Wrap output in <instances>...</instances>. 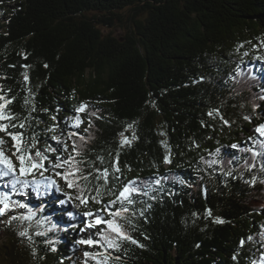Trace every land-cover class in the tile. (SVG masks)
<instances>
[{
    "label": "trees",
    "instance_id": "16d2710c",
    "mask_svg": "<svg viewBox=\"0 0 264 264\" xmlns=\"http://www.w3.org/2000/svg\"><path fill=\"white\" fill-rule=\"evenodd\" d=\"M0 96L11 123L24 122L8 127L20 146L72 153L76 174L68 188L45 173L53 187L34 171L39 194L0 179L27 206L3 216L0 263L85 264L89 251L87 264H264V136L254 131L264 123V0H0ZM132 185L152 191L133 193L127 213L110 205ZM97 217L119 219L143 247L118 239L110 250L96 235L106 224L88 228ZM90 235L99 249L75 243Z\"/></svg>",
    "mask_w": 264,
    "mask_h": 264
},
{
    "label": "snow or ice",
    "instance_id": "6c2138e0",
    "mask_svg": "<svg viewBox=\"0 0 264 264\" xmlns=\"http://www.w3.org/2000/svg\"><path fill=\"white\" fill-rule=\"evenodd\" d=\"M259 59V58H258ZM47 67V65H45ZM25 80H27V77H25ZM5 98L3 96H0V101L4 100ZM9 103L11 101H8ZM4 104H0V121L7 120L9 123H0V131L6 132L7 135L13 140L15 148V151L13 152V155L16 157L17 163H14L13 160L5 155L3 153V150L0 149V165L3 167H0V179L3 178H9L8 183L11 185V189L13 192L19 193V194H26L24 192L25 189L29 187H33L37 193L39 194L41 191V181L36 179H28L30 175L35 173H38L41 177H43V180L50 181L51 186L55 187L57 186V181L52 179L50 175H45V173L52 171L54 172L55 176L61 177L64 179L67 183L68 188H73L74 184L76 183V174H75V165H73V161L75 160V157L72 155V153H69L67 157H63L59 154V150L57 148H53L51 145H49L44 150H36L34 153L31 151V148L35 146V142L33 141L30 143L27 147H21L18 143L22 138V133H13L8 132L9 125L12 128L20 127L21 129L24 128V122L20 121L19 124L11 123V121L14 119L11 115H6L4 113ZM77 112L84 111V107L81 106L80 108L76 109ZM209 115H212V113H209ZM76 124L73 125V127H77L80 123V117L75 116L74 117ZM245 119H249L248 117H245ZM227 123V121H225ZM254 131L256 133H259L261 136H264V123L256 126L254 128ZM73 136L77 135L76 133L72 134ZM32 138H30L31 140ZM81 140L84 139V137H80ZM127 140H123L121 143H127ZM4 143L3 139L0 138V145ZM57 143H60L63 145V151L68 150L67 142L64 141H57ZM233 148H236L237 145H232ZM78 146L73 144L72 149L73 152H76L77 155L79 153L77 152ZM248 151V149H246ZM219 152V149H217V153ZM49 153L55 154L53 157H50ZM45 163H47L48 167H45ZM118 163V161H117ZM215 163V161L213 162ZM67 165L68 167H65ZM61 171H56L57 169H62ZM119 167L115 168V172H119ZM103 177L106 180L107 183V176L108 172L104 171L102 173ZM227 175H231V172H228ZM114 178L115 174H113ZM81 178L84 179L86 182L88 181L87 175H81ZM99 178V177H98ZM158 184L159 181H156ZM181 184L184 183L183 180L180 181ZM95 195L91 196V200L100 202L98 200L99 197H101L104 193L101 190L102 186L94 185ZM59 190V189H58ZM84 192H87V189H83ZM104 191L112 192V189L104 187ZM152 191L151 185H144L142 188H138L135 185L132 186H124L122 187V190H119L116 193H112L115 195V199H112L109 201L110 205H120L123 212L127 213L129 211L128 206L134 205L136 203L135 199L133 198V193H138L141 195H147L148 192ZM81 189L77 188V195L75 197H70V199H75L79 201L77 204V207L80 206V204H86L87 201L84 199V197L80 194ZM68 193H65L67 195ZM27 206L25 204L20 203L19 201H13L11 197L8 194H5L3 192H0V217H3L7 212L13 211L17 208L23 209ZM148 207H151V205H148ZM86 216H93V213L91 211H86L84 213ZM141 215H143V212H141ZM207 215L209 217L212 216L211 211L209 210L207 212ZM110 216L121 218L127 223H131L130 219L127 217L122 218L121 211H114L110 213ZM12 220H19L21 217H17L15 215L12 216ZM9 223L11 221H8ZM214 222L217 224H222L224 221L222 219L216 218L214 219ZM106 224L107 230L106 231H97L96 235L102 239L105 244L109 247L110 250L119 251L120 245L117 243L118 239L122 240H130V242L134 245H137L139 247H143L142 244L139 243L136 239H133L129 237L126 232L124 231V224L119 222V219H108V220H101L99 217L95 219V223H90L88 225V228H98L100 225ZM19 235L21 237H26L28 234L26 231H20ZM253 238L251 236L247 237V241H251ZM245 240L240 241V247H243L245 244ZM75 243L80 245H86L91 246L99 249L101 245H99L98 241H95L91 238V235L89 238L86 239H79L75 241ZM55 251V249H53ZM93 253L89 251L84 252V256L86 258L85 264H87V258L91 257ZM97 256L103 257L104 261H107L108 259H116L119 260L120 257H111L110 254H105L100 251H97ZM233 259L235 260L236 257L233 256Z\"/></svg>",
    "mask_w": 264,
    "mask_h": 264
},
{
    "label": "rangeland",
    "instance_id": "374dc122",
    "mask_svg": "<svg viewBox=\"0 0 264 264\" xmlns=\"http://www.w3.org/2000/svg\"><path fill=\"white\" fill-rule=\"evenodd\" d=\"M3 133L0 131V137H4L2 135ZM10 143V142H9ZM11 144V143H10ZM11 149H13L12 147L10 146H7V150H9V152H11ZM5 217H2V220L0 221V228L4 225V221H5ZM83 258L85 259V256H83ZM0 264H6V262L2 261Z\"/></svg>",
    "mask_w": 264,
    "mask_h": 264
}]
</instances>
